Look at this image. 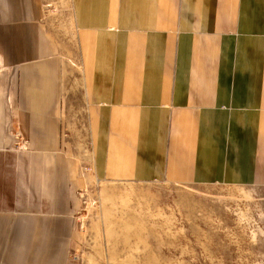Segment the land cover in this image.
<instances>
[{"label": "crops", "instance_id": "1", "mask_svg": "<svg viewBox=\"0 0 264 264\" xmlns=\"http://www.w3.org/2000/svg\"><path fill=\"white\" fill-rule=\"evenodd\" d=\"M104 183L264 187V0H0V264H74Z\"/></svg>", "mask_w": 264, "mask_h": 264}, {"label": "rangeland", "instance_id": "2", "mask_svg": "<svg viewBox=\"0 0 264 264\" xmlns=\"http://www.w3.org/2000/svg\"><path fill=\"white\" fill-rule=\"evenodd\" d=\"M71 105L85 135L80 91ZM77 223L74 264H264V187L104 183Z\"/></svg>", "mask_w": 264, "mask_h": 264}]
</instances>
